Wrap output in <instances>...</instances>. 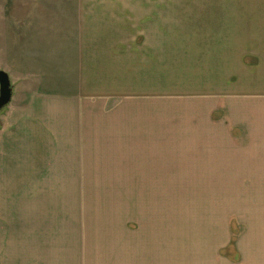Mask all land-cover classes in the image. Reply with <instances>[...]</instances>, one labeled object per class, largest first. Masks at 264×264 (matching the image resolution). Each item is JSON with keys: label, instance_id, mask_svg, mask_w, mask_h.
<instances>
[{"label": "crops", "instance_id": "1", "mask_svg": "<svg viewBox=\"0 0 264 264\" xmlns=\"http://www.w3.org/2000/svg\"><path fill=\"white\" fill-rule=\"evenodd\" d=\"M174 13L0 0V264H264V0ZM169 98L188 122H165ZM101 177L181 180L187 199L127 204L111 234L94 225L111 208L63 202Z\"/></svg>", "mask_w": 264, "mask_h": 264}, {"label": "rangeland", "instance_id": "2", "mask_svg": "<svg viewBox=\"0 0 264 264\" xmlns=\"http://www.w3.org/2000/svg\"><path fill=\"white\" fill-rule=\"evenodd\" d=\"M192 0H165V8L166 14L169 12L180 11V13H187L189 11L190 2ZM198 0H193L194 4H196ZM169 19V18H168ZM166 18V22H167ZM178 22V21H177ZM166 60L169 55H173L172 48L166 49L165 52ZM171 76V73L169 74ZM172 91L170 88L166 90V92ZM176 91H179L178 89ZM181 92V91H179ZM172 101L171 98H169ZM167 102V101H166ZM186 106V107H185ZM192 107L185 104L183 106L177 107V99L166 105L165 110V122H188L192 117L191 113ZM190 112L188 114L187 112ZM195 117V115H194ZM220 117V116H216ZM104 174V173H102ZM107 175V174H106ZM10 180V185L15 190L17 195H20L23 189L18 184L16 180ZM180 183L181 180L175 179H158V178H145V179H125V178H111V177H101L99 179H89L85 180L83 186L84 193L82 195H72L69 194L66 199H63V202L68 203H85L87 206H91L93 204H100L104 209L111 208V211H107L105 213L110 212L111 214H115L116 218L111 216L109 222L104 223V221L92 223L95 225V228H108L111 229V234H123L124 222V206L127 204H137V203H152V202H160V203H175L178 202L179 198H183L185 194V198L187 199L188 188H183V190H177L179 187L176 183ZM141 183L145 186L143 190L139 187ZM164 188V192H156L153 191L155 188ZM1 189V188H0ZM142 191L144 194L139 196L138 194ZM176 191V192H175ZM22 200L25 199L26 202H50L51 197L50 194H37L31 195H22ZM0 200H2L0 198ZM90 204V205H89ZM92 208V207H89ZM91 213L88 211L86 213ZM104 213V211H102ZM91 223V222H90ZM89 224V225H92ZM88 224L86 226L90 227ZM92 227H94L92 225ZM78 228L72 227L70 231L73 233L76 232ZM88 230H86L87 234ZM107 230L105 233H108ZM95 233V232H94ZM72 234V233H71Z\"/></svg>", "mask_w": 264, "mask_h": 264}, {"label": "water", "instance_id": "3", "mask_svg": "<svg viewBox=\"0 0 264 264\" xmlns=\"http://www.w3.org/2000/svg\"><path fill=\"white\" fill-rule=\"evenodd\" d=\"M13 87L9 76L0 71V113H2L11 103Z\"/></svg>", "mask_w": 264, "mask_h": 264}]
</instances>
